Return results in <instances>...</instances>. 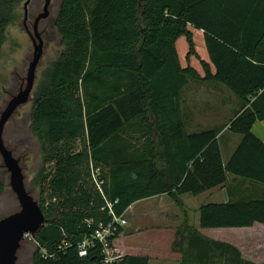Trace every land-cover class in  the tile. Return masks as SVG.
I'll use <instances>...</instances> for the list:
<instances>
[{
  "label": "trees",
  "instance_id": "trees-1",
  "mask_svg": "<svg viewBox=\"0 0 264 264\" xmlns=\"http://www.w3.org/2000/svg\"><path fill=\"white\" fill-rule=\"evenodd\" d=\"M22 2L0 0V53ZM53 26L62 50L41 73L29 113L43 157L33 183L45 218L30 237L31 264H101L94 231L140 200L166 194L179 205V196L228 176L264 187V144L251 132L264 121V0H60ZM189 27L203 32L213 74L203 61V77L181 67L175 42L185 35L194 53ZM189 82L221 84L236 97L226 125L186 130ZM225 129L240 141L223 163ZM4 191L0 180V197ZM199 213L201 228L264 225V198L208 204ZM120 233L117 227L111 241ZM84 240L90 245L80 257ZM195 258L182 252L180 264L202 263ZM117 264L148 259L121 256Z\"/></svg>",
  "mask_w": 264,
  "mask_h": 264
},
{
  "label": "crops",
  "instance_id": "crops-1",
  "mask_svg": "<svg viewBox=\"0 0 264 264\" xmlns=\"http://www.w3.org/2000/svg\"><path fill=\"white\" fill-rule=\"evenodd\" d=\"M204 62L213 74L209 59ZM196 72L204 76L202 69ZM238 106L236 97L221 84L189 82L183 88V120L188 132L226 125L232 117L226 112L230 110L233 115ZM251 132L264 144V121L255 122ZM239 141V135L222 131L219 145L225 153L223 163ZM241 197L264 198V187L241 184L228 176L225 184L201 194L179 196V205L166 194L137 201L125 211L127 225L121 227L113 247L120 256L144 257L148 264H180L182 252L203 257L202 263L195 264H264L263 224L243 228L199 226L200 207L223 205ZM230 248L238 252L239 259Z\"/></svg>",
  "mask_w": 264,
  "mask_h": 264
},
{
  "label": "rangeland",
  "instance_id": "rangeland-1",
  "mask_svg": "<svg viewBox=\"0 0 264 264\" xmlns=\"http://www.w3.org/2000/svg\"><path fill=\"white\" fill-rule=\"evenodd\" d=\"M25 0H23L24 2ZM23 2L17 8V19L15 23L7 28L6 41L0 53V113L6 107L12 96L16 95L20 87L25 83L28 64L32 59V44L23 27ZM60 0H51L49 6V16L38 25V32L43 42L42 56L35 71L33 90L29 101L18 107L13 115L6 122L2 140L5 147L12 152L15 159L19 161V166L24 177V184L35 201L38 200V189L33 181L42 167L43 157L38 141L30 134L29 113L31 110V100L33 91L40 79L41 73L54 60L62 50L60 37L53 26L57 8ZM44 0H34L33 7L28 6V21L26 26L32 31V23L38 13L41 12ZM32 7V8H31ZM193 45V54L188 55L189 44L185 35L180 36L175 42L179 63L182 68L191 67L200 71L201 62L207 61L208 54L205 49L203 32L188 28ZM24 86V85H23ZM231 95V94H230ZM232 97V96H231ZM232 116L230 110L225 114ZM224 115V116H225ZM182 121H183V92H182ZM207 124H204L206 126ZM192 132V131H190ZM72 151L80 149L79 141H74ZM222 161L225 153H221ZM0 180L5 183V191L0 197V219L18 210V202L9 186V173L5 169L0 156ZM35 248L30 236H26L17 251L16 264H31V255Z\"/></svg>",
  "mask_w": 264,
  "mask_h": 264
},
{
  "label": "water",
  "instance_id": "water-1",
  "mask_svg": "<svg viewBox=\"0 0 264 264\" xmlns=\"http://www.w3.org/2000/svg\"><path fill=\"white\" fill-rule=\"evenodd\" d=\"M30 0H25L23 9V27L32 44V59L28 64L25 83L20 87L16 95L6 104L0 113V156L3 165L9 173V186L18 202V210L0 219V264H16L17 251L22 240L26 236L33 237L44 225L45 218L37 201L27 191L24 184V177L12 152L8 150L2 140L3 128L9 118L18 107L26 104L31 96L35 71L42 56L43 42L38 32V24L48 18L51 0H44L41 12L35 17L32 31L26 26L27 9Z\"/></svg>",
  "mask_w": 264,
  "mask_h": 264
},
{
  "label": "built area",
  "instance_id": "built-area-1",
  "mask_svg": "<svg viewBox=\"0 0 264 264\" xmlns=\"http://www.w3.org/2000/svg\"><path fill=\"white\" fill-rule=\"evenodd\" d=\"M92 179L100 191L101 181L96 173L92 174ZM112 221L108 224L100 223L96 230L94 231L93 236L91 237V241H95L99 244L101 249V264H117L120 259V255L117 254L113 247V241H111L110 237L114 234L117 227H124L127 225V222L124 218V215L120 217H114L112 214ZM90 245L88 240H84L80 244H78L77 249L80 257H84L86 255V248Z\"/></svg>",
  "mask_w": 264,
  "mask_h": 264
},
{
  "label": "flooded vegetation",
  "instance_id": "flooded-vegetation-1",
  "mask_svg": "<svg viewBox=\"0 0 264 264\" xmlns=\"http://www.w3.org/2000/svg\"><path fill=\"white\" fill-rule=\"evenodd\" d=\"M33 1H34V0H30V3H29V5L32 6V7H33ZM29 5H28V6H29ZM32 7H31V8H32ZM27 10H28V9H27ZM38 14H39V13H38ZM38 14H37V15H38ZM37 15H36V16H37ZM34 19H35V18H34ZM27 21H28V11H27ZM33 21H34V20H33ZM26 24H27V22H26ZM32 25H33V23H32ZM38 25H39V24H38ZM37 28H38V27H37Z\"/></svg>",
  "mask_w": 264,
  "mask_h": 264
}]
</instances>
